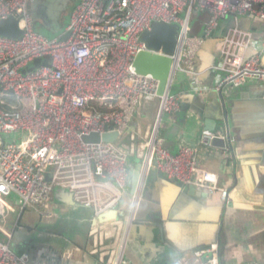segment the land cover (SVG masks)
Instances as JSON below:
<instances>
[{
  "label": "built area",
  "instance_id": "obj_1",
  "mask_svg": "<svg viewBox=\"0 0 264 264\" xmlns=\"http://www.w3.org/2000/svg\"><path fill=\"white\" fill-rule=\"evenodd\" d=\"M29 3L0 0V20L17 19L22 32L15 38L0 35V220L16 207L19 215L33 209L50 217L51 211L41 209L53 191L67 190L78 206L92 212L89 254L100 264H127L140 199L137 184L151 168L207 195L218 194L226 202L229 193L217 176L198 166L212 141L225 136L205 131L195 144L184 143L171 152L158 137V123L164 114L181 108L170 88L174 75L184 69L181 58L186 46L192 54L199 42V37L188 34L191 10L209 12L203 30V36H209L230 14L234 19L244 15L264 22V0H76L70 7L66 38L52 39L33 30ZM152 20L181 26L161 96L156 92L158 81L136 73L132 65L135 54L146 49L139 35ZM250 42V33L237 26L224 35L218 66L223 77L216 90L235 88L247 80L264 81L260 54H245ZM36 59L40 62L28 70ZM45 59L47 65L42 64ZM156 98L154 130L139 138L132 123L134 113ZM113 131L117 137L111 142L83 139ZM121 139L127 143L120 144ZM131 156L138 160L139 176L128 208L122 209ZM112 210L115 217L104 216ZM0 231L10 237L1 226ZM217 254L218 243H213L171 264H222ZM58 260L64 264L63 254L55 250L42 247L31 255L0 240V264H57Z\"/></svg>",
  "mask_w": 264,
  "mask_h": 264
},
{
  "label": "crops",
  "instance_id": "obj_2",
  "mask_svg": "<svg viewBox=\"0 0 264 264\" xmlns=\"http://www.w3.org/2000/svg\"><path fill=\"white\" fill-rule=\"evenodd\" d=\"M235 26L250 33L246 56L259 53L264 64L263 20L244 15L234 19L230 14L209 36H203L202 27L199 34L190 35L199 37V42L192 54L186 46L181 58L184 69L174 75L170 88L181 108L164 114L158 123V137L171 152L181 144H195L205 131L228 136L225 148L213 145L198 162L201 169L217 176L229 193L228 199L222 202L218 194H204L151 168L137 184L140 199L126 251L127 264H171L213 243H218L217 255L222 264H264V81L247 80L235 88L216 90L223 77L218 68L222 38ZM55 28L61 30L64 25ZM63 35H67L65 30L58 37ZM158 104L159 99H153L134 113L132 123L139 138L150 131L152 134ZM137 164L131 156L127 164L130 182L134 175L138 179ZM130 186L122 209L128 208L131 201ZM59 192L62 189L53 191L47 209L53 214L51 207L61 206L58 216L48 218L64 221L75 235V239L68 240L70 246L65 252L54 245H39L33 238H16L15 228L1 226L10 233L9 238L2 233L4 239L16 252L35 255L43 247L63 254L64 264H100L89 254L87 232L93 222L92 212L63 202ZM40 219L43 217L38 213L36 220Z\"/></svg>",
  "mask_w": 264,
  "mask_h": 264
},
{
  "label": "water",
  "instance_id": "obj_3",
  "mask_svg": "<svg viewBox=\"0 0 264 264\" xmlns=\"http://www.w3.org/2000/svg\"><path fill=\"white\" fill-rule=\"evenodd\" d=\"M72 3L71 0H30V12L33 19L39 20L46 28L54 29L58 25L62 26V16L69 14L71 6L67 10L66 8L68 4L73 5ZM180 30L181 26L176 22L152 20L149 28L143 30L139 35V39L144 42L146 49L135 54L132 65L136 73L150 74L158 81L157 96H161L165 91L172 64L171 56L175 53ZM21 33L17 19L10 17L0 20V35L15 38L20 37ZM39 62L40 60L36 59L35 63L29 65L28 70ZM42 64L47 65L48 60L45 59ZM116 137L117 132L113 131L105 132L100 136L91 133L84 136L83 139L86 142H98L100 140L111 142ZM227 142H229L228 136L225 138H215L212 141L214 146L223 148L226 147ZM139 168V164H137V169ZM135 183L136 176L134 175L130 182L131 190ZM59 194L63 202L78 206L73 201L69 191L63 189ZM115 215V210H112L104 216L113 218Z\"/></svg>",
  "mask_w": 264,
  "mask_h": 264
},
{
  "label": "rangeland",
  "instance_id": "obj_4",
  "mask_svg": "<svg viewBox=\"0 0 264 264\" xmlns=\"http://www.w3.org/2000/svg\"><path fill=\"white\" fill-rule=\"evenodd\" d=\"M30 4V3H29ZM70 20L69 14H64L62 16V21L64 28L61 30H54L52 28H46L40 21L33 19V30L39 35L52 39L58 37L63 33L67 27ZM67 35H63L62 38H66ZM120 144H126L127 139L119 140ZM48 205L41 210L47 209ZM61 206L51 207L53 214L59 215ZM15 212H7L5 216L0 220V226L4 227L7 230L14 229V226L17 229L14 230L16 238L23 236L25 238H33V240L38 241L39 245H54L64 251L69 248L70 243L68 240L75 239L74 233L67 229V225L64 221H58L55 219H50L47 216L42 215L43 219L36 220L38 216L37 210L33 211H24L22 215H19V210L16 207ZM50 219V220H49ZM30 227V228H29ZM77 239V238H76Z\"/></svg>",
  "mask_w": 264,
  "mask_h": 264
},
{
  "label": "trees",
  "instance_id": "obj_5",
  "mask_svg": "<svg viewBox=\"0 0 264 264\" xmlns=\"http://www.w3.org/2000/svg\"><path fill=\"white\" fill-rule=\"evenodd\" d=\"M208 19H209V12L207 10L192 9L190 16H189V22H188L189 36L193 34H199L201 32L202 27H205V24L208 21ZM7 99L13 102L15 101V98L9 94L7 95ZM14 228L16 229L17 227L15 226ZM0 240H3V241L5 240L2 232H0Z\"/></svg>",
  "mask_w": 264,
  "mask_h": 264
},
{
  "label": "flooded vegetation",
  "instance_id": "obj_6",
  "mask_svg": "<svg viewBox=\"0 0 264 264\" xmlns=\"http://www.w3.org/2000/svg\"><path fill=\"white\" fill-rule=\"evenodd\" d=\"M68 8H69V6H68ZM68 8H67V9H68ZM67 9H66V10H67Z\"/></svg>",
  "mask_w": 264,
  "mask_h": 264
}]
</instances>
